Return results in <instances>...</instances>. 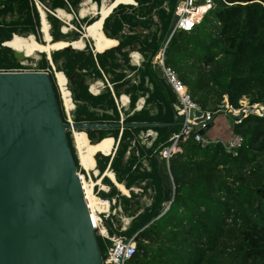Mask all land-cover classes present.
<instances>
[{"label": "trees", "instance_id": "16d2710c", "mask_svg": "<svg viewBox=\"0 0 264 264\" xmlns=\"http://www.w3.org/2000/svg\"><path fill=\"white\" fill-rule=\"evenodd\" d=\"M46 1L51 11L67 9V0ZM92 1L100 6V0ZM132 1L135 6L119 4L103 21V36L115 40V48L107 49L111 47L108 46L102 54H92L85 45L84 51L63 49L52 56L54 64L60 56L65 58L63 66L57 69L67 77L80 71L74 80L77 88L72 90L76 102L73 123H117L119 113L113 95L118 98L120 85L130 83L126 76L129 70L137 73L138 78L124 92L129 99V109L123 112L125 117L138 99H146L124 123L159 124L121 131H80L89 143L114 139V150L106 155L97 154L95 159L101 182L110 191L104 196L116 193L114 184L102 176L107 169L124 189L151 190L150 186H154L156 190L150 208L119 234L135 235V253L127 264H264V117L247 113L236 123V117L227 113L232 121L230 134L242 138L237 148L227 150L224 141L202 147L191 133L179 139V150L166 163L159 152L170 145L169 138L179 133L183 120L176 114L175 96L156 73L153 63L158 52L163 51L164 66L186 87L190 100L213 118L223 114L225 106L241 110L242 101L247 106L264 107V0H212V7L190 32L173 33L176 0ZM70 3L75 9L79 0ZM46 20L51 41L63 40L66 34L59 32L58 21L53 17ZM95 20L90 19L86 26ZM38 25L32 0H0V71L22 69L13 51L5 50L2 44L15 34H36ZM125 26H154L155 31L147 35L137 31L124 34ZM134 47L141 56L138 66L129 62L128 54ZM103 75L109 77L107 82L112 88L105 83L98 95H91L81 83L87 78L103 81ZM53 88L57 99L55 84ZM109 111L111 115L107 114ZM141 131L154 134L145 150L134 141ZM67 137L77 169L71 132H67ZM144 162H150L149 167ZM159 163L171 178L173 200L155 219L154 213L163 202L157 175ZM109 219L115 217L104 221L111 236L116 229ZM97 243L105 259L109 243L99 235Z\"/></svg>", "mask_w": 264, "mask_h": 264}, {"label": "water", "instance_id": "95a60500", "mask_svg": "<svg viewBox=\"0 0 264 264\" xmlns=\"http://www.w3.org/2000/svg\"><path fill=\"white\" fill-rule=\"evenodd\" d=\"M6 43L2 47L12 50ZM12 51L19 62L27 58ZM156 73L162 77L160 69ZM191 117L205 119L197 110L189 111ZM157 125L64 123L49 74L0 71V264H102L67 132ZM157 175L162 204H171L173 186L161 163Z\"/></svg>", "mask_w": 264, "mask_h": 264}, {"label": "rangeland", "instance_id": "374dc122", "mask_svg": "<svg viewBox=\"0 0 264 264\" xmlns=\"http://www.w3.org/2000/svg\"><path fill=\"white\" fill-rule=\"evenodd\" d=\"M37 1L40 4L39 10L36 9L39 25H38V29H37L36 34L31 35L34 38V40L40 44L44 43L41 32H40V15H39L40 10L43 11L46 19L48 17H53L54 19H56L58 21L59 32L63 33V28H66L67 31L64 33L66 35H65V38L63 39L64 41H62V40L57 41L60 43V46H57V48L53 52L50 53L48 58L46 57L45 54H38L36 56L28 57V58L24 59L22 62H19V64L22 68H24L25 70H28V71H35V72H41L42 71V72H46L49 74L53 84H55V88H56V92H57V96H58L57 102L59 101L58 106L60 109L61 116L63 115V117H64L63 121H64V123H66L67 118L65 116V109L67 112H69L70 110L66 107L64 101L61 98V94L57 88V86L59 87V84L57 82V76L54 74V72H59L57 67H59V68L62 67L66 60L63 56H60L58 58L57 64H54V62H52V56L55 55L57 53V51L63 50L64 47H66V46H70V47L75 48L73 51H76V52L86 50L85 48H83L82 50H76V47L72 44L73 40L78 39L80 36H82L84 34L86 22H88L90 19H93V18L105 17L107 15V13L114 6L112 4H109L106 0H100V4H99L100 6H96V4L92 0H79L77 7L74 9L70 5L71 0H67L66 1L67 2V9H64V10L57 9L56 10V13H58L60 16H70V15L72 16V20L65 23L64 21H60L59 19L54 17L55 13H54V11L50 10V7H49L50 5L47 3L46 0H37ZM119 1L126 3L127 0H119ZM130 5L135 6V3L130 4ZM47 10L49 12H51L53 15L51 13H49ZM79 13L81 14V18L79 17ZM110 14H111V12H110ZM107 17H105V18H107ZM152 19L154 20V22H156L155 16H152ZM103 21L104 20L96 19L93 23L90 24V25H93L96 27V29L98 31V36H99V37L96 36V38H94V36H92L91 37L92 40L85 39V41H86L85 45H87L88 50H90L92 54L98 53V52L99 53L104 52V50H102V51L98 50L96 52H93L92 44L96 45V42H95L96 40H100L99 42L103 43L104 47H108V46L112 47L115 45L114 41L108 40L103 36V33H102ZM132 31L133 32L137 31L138 33H143L144 35H147V34H151L152 32H154L155 27L150 26L149 29H145V28L144 29H142V28L141 29L140 28L130 29L129 26H125L123 32H124V34H128V33H131ZM18 36L28 37L27 35L25 36V35H16L15 34L12 36L11 40L6 43V45L11 46L13 48V50L20 51L23 54H25L28 51L32 52V53H39V52L43 53L42 48H29L30 47L29 45H26V46H19V45L15 46V45H13V43H11L12 40ZM85 45H84V47H85ZM136 50H137V47H134L133 49H131V51L128 54V56L130 58L129 62L131 65H134V66H136V65H135V63H133L131 57H136L138 55L135 53V52H137ZM132 53L134 56L131 55ZM60 72H63V71H60ZM78 72L80 73V71H78ZM126 76H127V79H129V81L131 80L132 82L133 81L137 82V78H138L137 73L130 72L129 70H126ZM66 78H68V77L66 76ZM108 78L109 77L105 76V75H103V81L102 80H92L91 78L90 79L87 78V79L83 80V84H85L87 86L88 92H89L90 86L95 85L98 89V93L95 95H98L103 91L105 83H106V86H110L112 88V86L110 84H108V82H107ZM55 81H56V83H55ZM131 81H130V83L133 84ZM130 83L120 85V88H119L120 95L126 96V94L124 92H127L129 90ZM56 84H57V86H56ZM66 88L70 93V98H71V101H72L73 106H74L73 110L71 111V114H70V118L72 120L73 113H74L75 108H76V102L73 100L72 90L76 89L77 86H76V84H74V81L72 82V84H70L67 81ZM89 93L91 95H94L91 92H89ZM120 97L115 98L116 101L114 100L116 108H117L118 113H119V121L117 123L121 122L122 124H124V120L127 117L133 116V114L138 110V108H137V105H138L137 101L138 100L135 102L133 110L129 111L128 115L125 117L123 112L127 111L129 109V102L127 103V105L123 109L122 108L123 106L119 102ZM126 97H128V96H126ZM145 99H146L145 97H143L142 100L140 99L142 104L145 103ZM245 103H246L245 101H242V105L243 104L245 105ZM107 114L111 115V111L107 112ZM99 124H107V123H99ZM153 135L154 134H152L150 131L139 132L134 137L135 138V140H134L135 145L138 146L140 149L145 150V148H147L149 146L150 138L153 137ZM205 137H206V135H205ZM86 139H87V137H86ZM86 139H85L84 133H82V132H78V134L74 135V137L72 135V142H73V146H74L75 151H76V156L78 155L77 161L79 160L78 162L80 165L83 162V164L81 166H82V168H84V170L86 171L88 176L81 170L80 165L77 168V173L80 176L81 180H83L87 184L89 181L90 171L88 169H86V166L84 163L85 159H87L89 162L92 163V161L90 159V154H91V158H92L93 162L95 163L96 162L95 156L97 154H105V153L101 152L98 149L99 148L98 146L100 145L99 143L94 146V145H92V143H89L88 140L86 141ZM111 139L110 138H109V140H108V138L103 139L100 147L102 149H104L105 143L108 142L107 151L110 150L112 148ZM206 139H208V138L206 137ZM91 146L93 148V151H92ZM113 150H114V148H113ZM107 154H109V153H107ZM149 163L144 162V166L149 167ZM95 167H96V164H95ZM91 178L93 180H96L97 176L94 179L93 175H91ZM107 178L111 181L112 184H114V186L115 185H121V187L117 188L115 186L116 193L114 195L104 196L105 193H109L110 191H109L108 186L101 182V185H95V186H99V187H95V186H94L95 188L93 187L92 197L97 198V196L94 194V192H95V193H98V196L101 198L100 199L101 201L102 200H109L110 201V204H109V206H110L109 214L110 215L109 216H114L115 219H111V220L109 219V220L112 223L113 227L116 229L115 235H119L122 232H124L130 228L131 223L135 217H137L139 214H143L146 209L150 208V206L153 203L154 196L156 194V190H155L154 186H150L151 190L148 189L149 187H145V188L134 187V188H131L129 190L124 189V186L122 184H118L115 181L114 174L111 171H110V173H108ZM122 190L123 191H129V192L127 195H125V194H123ZM112 200L115 201L114 205H112ZM101 211H103V210H101ZM98 218L100 219L99 229L101 227L106 228L105 222H104L105 221L104 217L102 215H100V216L98 215ZM94 226L96 227L97 225L95 224ZM96 234L99 235V231L97 229H96Z\"/></svg>", "mask_w": 264, "mask_h": 264}, {"label": "built area", "instance_id": "2783aa9c", "mask_svg": "<svg viewBox=\"0 0 264 264\" xmlns=\"http://www.w3.org/2000/svg\"><path fill=\"white\" fill-rule=\"evenodd\" d=\"M32 2L35 8L39 10V5H40L39 2L37 0H32ZM211 7H212V0H176V7L174 10L175 19H174L171 33L178 31V30L184 31V32H190L194 28V26L200 22V20L202 19L206 11H208ZM54 17H56L55 14H54ZM153 63L156 65V68L160 69L162 73V77L164 78L167 85L170 87L173 95L175 96L178 102V111L176 114L177 116L181 117L183 120L179 133L172 135L168 140L170 142V145L167 147H164L159 152L160 157L166 160V163H167L171 155L179 150L177 147V143L181 137L182 138L187 137L192 133L194 136L193 137L194 141L199 143L202 147H204L209 142H212L206 139L205 135H202V136L199 135L198 132L200 130L205 129L207 123L213 121V116L211 113L201 111L200 108L190 100L187 94L186 87L181 83V81L177 78V76L169 68L164 66L163 51L158 52ZM12 72H35V71H28L22 68L18 70H13ZM43 73H46V72H43ZM108 87L111 90V87L110 86ZM57 88L60 92V89L58 86ZM113 98L115 100L114 95H113ZM190 110L192 111L197 110V111L203 112L205 116L204 121L197 122L198 117L189 118ZM71 111L72 110L67 112L65 109V116L67 118L66 123H70V124L73 123V121L70 118ZM222 112H224L223 114L230 113L234 117H236V120H235L236 123H240L241 118L245 117L247 113H253L259 117H264V107L263 106H256V105L247 106L246 103L245 105L243 104V107L241 110H233L231 107L225 106V109ZM241 142H242L241 137L236 136V135H231L230 139L226 141L223 145L227 150H232V149L237 148L241 144ZM94 194L97 196L98 199H101L98 196V193L94 192ZM103 201L107 203L108 205L110 204L109 200H103ZM114 203L115 201L112 200V205H114ZM169 205L170 204H167V203L162 204V207H163L161 210L162 214L168 209ZM109 209H110V206H109ZM109 211L110 210H108L107 212H98V211L96 212L95 211V213L99 216L102 215L104 219H107L110 215ZM99 221H98V226L94 227V230L96 231L97 229L99 231V236L107 240L109 243V245H107L106 247V257L105 259H102V264H127V262L130 260V258L135 253V246H136L135 240H134L135 235L132 237H126L123 235H115V234L109 236L106 228L101 227L102 230L99 229Z\"/></svg>", "mask_w": 264, "mask_h": 264}, {"label": "bare ground", "instance_id": "6f19581e", "mask_svg": "<svg viewBox=\"0 0 264 264\" xmlns=\"http://www.w3.org/2000/svg\"><path fill=\"white\" fill-rule=\"evenodd\" d=\"M106 1L109 4H112L114 6V1L113 0H106ZM54 12H55V16L60 21H64L65 23H67V22L72 20V16L71 15L70 16H60L58 13H56V11H54ZM39 13H40L39 14L40 15V32H41V35H42L44 43L40 44V43L36 42L31 35H29L28 37H20V36H18L16 38H14L12 40V42H11L15 46H17V45H19V46L29 45L30 46L29 48H42L43 49V53L42 52L32 53V52H29V51L26 52L24 55L27 58L36 56L38 54H45L46 57L48 58L50 53L53 52L57 48V46H60L59 42H55L54 43V42L51 41V37H50V34H49L50 26H49V24H48V22L46 20V17L44 15L43 11L40 10ZM79 17L81 18V14L80 13H79ZM66 31H67V29L63 28V33H65ZM92 36H94V38H96V36H97L96 27L93 26V25H88V26L85 27L84 34L82 36H80L77 40L73 41L72 44L76 47V50H82L84 48L85 43H86L85 39L91 40ZM9 47L13 50V48L11 46H9ZM66 47H64V48H66ZM101 48H102V43L101 42H97L96 45L92 44L93 52L101 50ZM131 55H133V53ZM131 58H132L133 63H135V64L139 63V59H140L139 55H137L136 57H131ZM54 74L57 76V82L59 84V89H60L62 100L64 101L66 107L69 110H73L74 106H73V103H72L71 98H70V93H69V91L66 88V85H67L66 76L64 75L63 72H60V71L59 72H54ZM89 92H91L92 94L95 95V94L98 93V89H97V87L95 85H91L90 89H89ZM119 100H120L119 102L121 103L122 106H126L127 103H128V98L126 96H121ZM137 108L138 109L141 108V101L138 103ZM78 132H80V131L71 132V138H72V135L74 137V135L78 134ZM108 140H109V138H108ZM92 145L95 146V145H97V143L96 142L92 143ZM104 149H105V151H107L108 142L105 143ZM84 163H85L86 169H88L90 171L89 181L86 184L83 180H81L80 176H79V180H80L83 196H84V199H85V202H86V206L88 208V211H89V214L91 216V219H92L94 225L96 224L98 226L99 218H98V215L95 213V211L96 212L97 211L98 212H107L109 210V205L107 203H105L103 200L101 201L100 199H98L96 197L95 198L92 197L93 187L95 185H101V178H100V176L98 177V173H97V171H95L93 169V165H92L91 162H89L87 159H85ZM82 164H83V162H82ZM91 173L95 177L97 176L96 180H93L91 178ZM105 175H107L106 172L102 176H105ZM116 187L118 188L119 186H116ZM128 192L129 191H123V194L127 195ZM101 210H103V211H101ZM100 230H102V229L100 228Z\"/></svg>", "mask_w": 264, "mask_h": 264}, {"label": "crops", "instance_id": "0c3cea01", "mask_svg": "<svg viewBox=\"0 0 264 264\" xmlns=\"http://www.w3.org/2000/svg\"><path fill=\"white\" fill-rule=\"evenodd\" d=\"M114 1V7L107 13V15L105 16V17H107L109 14H110V12H112V10L117 6V5H119V4H127V5H130V4H134V2L132 1V0H127L126 1V3L125 2H122V1H119V0H113ZM129 1H132V3H129ZM105 17H99V18H96V19H100V20H104L105 19ZM97 30V29H96ZM97 37H99L98 36V31H97ZM92 40V39H91ZM108 40H110V39H108ZM97 42H99L100 40H96ZM95 41V42H96ZM112 41H114L115 42V45L117 44V42L115 41V40H112ZM96 42V43H97ZM114 45V46H115ZM114 46H112V47H114ZM112 47H110V48H107V49H111ZM104 44L102 43V48H101V51L102 50H104ZM107 49H105V50H107ZM100 51V50H99ZM99 53V52H98ZM101 53H103V52H101ZM136 54H138L137 52H135ZM139 55V54H138ZM131 56V55H130ZM140 56V55H139ZM140 61H141V56H140V59H139V63H140ZM138 63V64H139ZM138 64H135L136 66L138 65ZM120 96H124V95H120ZM119 96V97H120ZM128 98V97H127ZM141 100H142V98H140ZM140 99H138V103L141 101ZM128 102H129V99H128ZM144 104H142V102H141V107L143 106ZM124 107L125 106H123L122 108L124 109ZM139 110V109H138ZM137 110V111H138ZM212 127L208 130V131H206L205 132V134L204 135H206V137L210 140V141H212V142H214V141H224V142H226V141H228L229 139H230V137H231V134H230V131H231V125H232V121L229 119V117L227 116V115H225V114H220V115H218V116H216L215 118H213V121H212ZM85 135V134H84ZM85 139H86V136H85ZM111 139V138H110ZM86 141H87V139H86ZM111 141H112V148L110 149V150H108V151H105V150H103L101 147H100V145H101V142L99 143L100 145L98 146L99 148V150L101 151V152H103V153H105V154H107V153H110L112 150H113V148H114V146H115V144H114V139L112 140L111 139ZM88 143V142H87ZM89 144V143H88ZM90 145V144H89ZM92 148V147H91ZM92 151H93V148H92ZM92 153V152H91ZM90 159H91V161H92V165H93V169L95 170V171H97L96 170V167H95V163L93 162V160H92V158H91V154H90ZM79 161V160H78ZM78 164H79V162H78ZM80 165V164H79ZM82 168V167H81ZM82 171L87 175V173H86V171L84 170V168H82ZM106 173H107V175H105V177H108V173H110V170L109 169H107L106 171H105ZM104 172V173H105ZM97 173H98V171H97ZM103 173V174H104ZM91 175H92V173H91ZM88 176V175H87ZM98 177H99V175H98ZM93 178L95 179L96 177H94V175H93ZM100 178H102V177H100ZM115 186H119V187H121V185H115ZM95 187H99V186H95ZM94 187V188H95Z\"/></svg>", "mask_w": 264, "mask_h": 264}]
</instances>
